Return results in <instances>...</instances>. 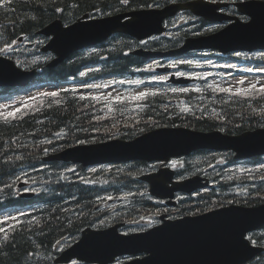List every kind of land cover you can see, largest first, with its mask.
Here are the masks:
<instances>
[{
  "label": "trees",
  "instance_id": "1",
  "mask_svg": "<svg viewBox=\"0 0 264 264\" xmlns=\"http://www.w3.org/2000/svg\"><path fill=\"white\" fill-rule=\"evenodd\" d=\"M169 1L171 0H128L127 3H121V0H0V49H11L19 37L31 42V47L22 44L18 49L12 50L11 56L24 68H39L37 82L57 84L76 75L88 65H98L96 70L90 72L92 79L126 74L132 72V66L141 62L138 57L129 54L133 42L127 36L116 34L113 37H120L121 40L111 47H106L112 44L108 42L92 52H74L68 59L49 69L45 64L51 55L40 52V39L43 37L36 32L56 18L67 23L86 12L99 16L140 7L162 6ZM188 35V32L174 34L171 38H165L163 43L151 40L148 47H175ZM57 93L56 97L39 94L37 100L21 109L15 117L0 115V208L16 203L12 195L13 184L9 179L23 167L40 166L45 150L57 151L81 140L99 141L105 132L116 125H96L94 119L98 116V109L90 98L81 100L76 95L67 94L68 92L63 96ZM195 94L197 93L159 91L157 95L147 96L143 100H126L119 105L115 103L107 107L110 108L108 117L141 119L142 125H135L136 127H131L133 121H129L130 130L125 129L126 132L122 133L128 138L165 125L198 130L218 128L226 132L264 126V95L256 93L252 106L244 101L226 103L228 99H222L223 94L208 90L199 94L215 95L210 99L214 102L213 111L203 108L207 100L202 99L195 101L191 111L177 105L176 101L182 96ZM133 102L138 103L141 108H129ZM237 117L247 118V121L232 128ZM95 129L102 131L94 133ZM142 164L135 162L134 166L138 168ZM51 165L62 166L63 163L54 161ZM54 174L49 175L44 185L48 193L44 195L42 192L35 199L38 203L44 201L46 205L28 215L37 217L15 225L0 241V264H53V246L58 239L76 233L71 236L74 238L84 224L92 220V224L99 226L104 220L92 209L94 196L102 191H135L128 196L127 207L122 209L125 215L141 214L144 205L150 204L148 199L138 194L136 188L140 182L128 169L109 170L103 173L104 181H97L92 186L79 181L62 182L60 175ZM258 186L263 185L258 183ZM210 195L212 194L204 193L193 201L203 204V200H209ZM259 195L264 196V190H259ZM106 220L110 221L111 217ZM252 264H264V254Z\"/></svg>",
  "mask_w": 264,
  "mask_h": 264
},
{
  "label": "water",
  "instance_id": "2",
  "mask_svg": "<svg viewBox=\"0 0 264 264\" xmlns=\"http://www.w3.org/2000/svg\"><path fill=\"white\" fill-rule=\"evenodd\" d=\"M217 5L203 0L186 3H171L161 9H140L111 18H92L83 20L84 15L73 24L63 27L60 21H54L38 31L52 38L42 47L55 53L48 66H55L76 49L103 39L114 29L124 30L138 39L163 31L162 20L174 15L178 10L190 9L197 15L209 19H219L215 14ZM252 15L247 24H234L220 32L188 38L179 50L166 54H180L194 48H216L227 52L236 49L264 48V8L248 11ZM129 17L124 22L121 20ZM134 54L154 57L157 52L137 49ZM35 71H21L12 61L0 57V85L26 84ZM203 146L232 149L239 156L260 155L264 153V128L248 131L241 135L229 136L220 132L190 131L176 128L153 130L132 141H113L96 145L77 146L67 149L50 158L72 160L89 165L107 161H128L133 159L167 160L171 156L187 154ZM171 179V173L167 176ZM190 178L175 184L171 190L158 182V176L149 177L151 192L155 195L170 193L173 190H190L195 184ZM264 222V205L246 210L231 207L206 215L187 217L181 220L165 222L150 232L129 236L119 235L112 228L103 232H92L86 236L95 238L112 251L108 257L91 250L81 251L85 237L74 245V251L57 262H67L73 256L87 262L107 263L122 254L147 253L142 259L124 264H240L253 253L244 239L246 232Z\"/></svg>",
  "mask_w": 264,
  "mask_h": 264
},
{
  "label": "rangeland",
  "instance_id": "3",
  "mask_svg": "<svg viewBox=\"0 0 264 264\" xmlns=\"http://www.w3.org/2000/svg\"><path fill=\"white\" fill-rule=\"evenodd\" d=\"M198 18L193 16V15H187L185 13L179 14L177 15L175 18L172 19V25H175L177 23H179L180 25H185L183 27H179V30H185V29H194L196 30L195 33H201L204 32L206 30H211L214 28L213 25L211 24H202L200 21L197 20ZM258 56V55H257ZM180 60H192L196 63H198L200 66L196 67L195 64H193V66H195L196 68L193 69H189V70H180L177 69L176 72H183L186 75L185 76H203V79L200 80H204L206 81L209 78V83H213V84H217L215 81H219V85L223 86V87H230L232 88H236L238 86L241 87H246L249 86L250 83H255V82H259V84H264V73H259V72H247L245 71V69L247 68H256V67H264V65H246V64H238L237 62H231L229 61H225V62H219V65H216L218 63H214L213 65L207 63V61H211V63H213V60L210 58H206V57H187V58H183V59H176L174 61H172L173 63H176L177 61ZM225 64H233L235 65V68H227V67H223V69H207L208 67H219L220 65H225ZM144 65H150L149 63H145ZM154 71H155V67H153ZM153 69H149L147 71H142L143 72V76L141 77H136L133 78V81H140V83H132L131 87H121L120 85H118L116 83L115 80L111 81H105L102 82L100 84H96V85H101V87H94L92 86V89H87L85 90L83 88L82 92L83 93H88V92H92L95 93L98 96L104 97L105 99H108L109 97H116L118 95H121L122 93H126V92H130V93H139L142 91H151L154 90L156 88L159 87L157 82H146V83H142L141 80H143L144 78H149L147 79L148 81H157V80H153L152 77L156 76H152V71ZM214 74H218V75H224V77L219 78V77H215V76H211ZM244 81L243 84H239L237 83L238 81ZM201 83V82H200ZM199 83V84H200ZM197 84V85H199ZM104 85H107L106 87ZM197 85H192V86H197ZM49 87L48 89L51 90L54 87L51 86H41V88L39 89H45ZM32 94L35 93L36 89L35 88H31L28 90V92H31ZM26 92V99H28L31 94H28L27 91ZM19 95V94H18ZM11 97H5V98H1V99H10ZM24 98V97H23ZM205 106L203 108L205 109H210L213 111L212 107L214 106V102L207 100L205 102ZM1 105H7V106H1ZM20 105V101H12L7 100V101H1L0 102V109L6 108L8 110L14 109L17 106ZM204 109V110H205ZM253 112V111H252ZM252 115H254L253 113H251ZM250 118V117H249ZM253 118V117H252ZM132 121V119L130 120ZM244 121H247V118H238L236 119V121L234 122L235 125L232 126V128H236L238 126L241 125V123H243ZM97 131V130H96ZM245 164H242L240 167H245ZM13 178V176L11 177ZM10 181V179H9ZM257 190H264L259 188L260 186H257ZM264 187V185H263ZM11 212V211H10ZM15 212H19V211H15ZM15 212L12 213H8V216H14ZM6 216V215H5ZM12 221L11 219H8V222Z\"/></svg>",
  "mask_w": 264,
  "mask_h": 264
},
{
  "label": "snow or ice",
  "instance_id": "4",
  "mask_svg": "<svg viewBox=\"0 0 264 264\" xmlns=\"http://www.w3.org/2000/svg\"><path fill=\"white\" fill-rule=\"evenodd\" d=\"M128 0H121V3H127ZM57 11H59V9H57ZM153 39H155V37H153ZM12 43H15V41H13ZM141 43H146L145 41H141ZM6 47H10V46H6ZM5 49H0V52L4 51ZM235 56L239 57L241 56L242 54L240 52H236L234 53ZM260 59H264V54H260ZM207 63H211V61H207ZM177 64H187V65H193L195 64L196 67H199L200 65L192 60H180V61H177L176 63L174 64H171L169 65L170 67H176ZM148 69H151L152 68V65H148L147 66ZM221 67H227V68H235V65L233 64H225V65H221ZM245 71L247 72H259V73H264V67H256V68H247L245 69ZM86 73L85 72H80V76L83 77L85 76ZM186 74L183 73V72H176V76L180 77V76H185ZM196 78H200V79H203L204 77L203 76H199V77H196ZM153 80H157V81H165L168 79L167 76H154L152 77ZM121 83H124V81H120ZM133 83H140V81H133ZM237 83L239 84H243L244 81H238ZM259 82H255V83H250L249 86H248V89H236L235 91H233L230 87L228 88H222V87H213L212 85H209L208 87H211L213 91H219V92H224V93H230L232 95H235V96H239V95H247V94H250L251 92L255 91L257 92L258 94H261V95H264V84H259V87L257 86ZM105 87L107 85H104ZM94 87H101V85H94ZM172 92H181V93H186V92H189L190 89L188 88H172L170 89ZM63 91H68V89H64ZM192 91H199L198 89H192ZM41 95L43 96H46V97H56L58 95L57 92L55 91H51V92H43L41 93ZM155 96L157 95V93L155 91H151V92H148V91H142V92H139L137 93L136 95L132 96L131 99L132 100H143L144 98H146L147 96ZM30 99H35V97H30ZM81 100L83 99H86V97L84 96H81L80 97ZM93 99H96V97H93ZM122 98L120 96H117L116 97V100L117 101H120ZM25 107L27 105H24ZM21 109L20 108H17L13 111H10L7 113V116L8 117H15L16 113L20 112ZM45 143H50V141H45ZM80 144H83L85 143V141H79ZM47 151V150H45ZM261 168H264V165H260ZM69 171H72V169H69ZM90 171H93L95 172L96 169H90ZM61 178H63V176H61ZM18 179V178H17ZM262 179H264V177H262ZM87 182V181H86ZM29 189L25 188L24 191L27 192ZM21 215H23V213H21ZM8 219H11L13 221H15V224H12V225H9V229H13L15 228V225L16 224H19V220L17 219V217L15 216H7L5 218V221L3 222H0V223H6ZM8 229H5L4 227H0V233H7ZM28 255H31V253H28Z\"/></svg>",
  "mask_w": 264,
  "mask_h": 264
},
{
  "label": "bare ground",
  "instance_id": "5",
  "mask_svg": "<svg viewBox=\"0 0 264 264\" xmlns=\"http://www.w3.org/2000/svg\"><path fill=\"white\" fill-rule=\"evenodd\" d=\"M85 242L82 244V247H80L81 251L84 250H91L93 252H100L104 253V250L107 248L104 244H102L100 241H97L95 238H92L90 236L85 237ZM105 256H109V250H105Z\"/></svg>",
  "mask_w": 264,
  "mask_h": 264
}]
</instances>
